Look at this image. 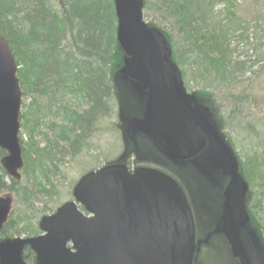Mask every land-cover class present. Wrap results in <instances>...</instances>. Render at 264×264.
Here are the masks:
<instances>
[{"label": "water", "instance_id": "obj_1", "mask_svg": "<svg viewBox=\"0 0 264 264\" xmlns=\"http://www.w3.org/2000/svg\"><path fill=\"white\" fill-rule=\"evenodd\" d=\"M112 1L116 42L124 55L120 73L143 103L142 115L129 121L131 136L142 134L162 142L170 161H189L193 147L205 146L206 141L214 146L207 153L208 169L198 158L189 161L207 180L209 171L228 178L219 220L207 239L221 234L239 264H258L242 234L249 221L248 187L236 157L209 110L186 93L165 37L143 21V0ZM16 73L14 58L0 36V150L5 153L0 167L10 180L19 182L23 161ZM72 198L40 218L38 236L0 240V264H26L25 248L34 254L35 264H192L191 209L170 177L149 169L129 173L124 165L111 163L84 175ZM12 205L10 194L0 196V230Z\"/></svg>", "mask_w": 264, "mask_h": 264}, {"label": "trees", "instance_id": "obj_2", "mask_svg": "<svg viewBox=\"0 0 264 264\" xmlns=\"http://www.w3.org/2000/svg\"><path fill=\"white\" fill-rule=\"evenodd\" d=\"M218 2L143 0V11L153 10L162 21H170L175 36L164 31L161 25H148L166 38L171 59L184 84L189 79L196 81L199 89L192 94L208 104L212 92H215L214 84L230 86L233 76L247 69L245 63L231 61L230 41L246 37L251 23L264 18V8L261 7L251 18L238 17L236 0H224V20L215 22L213 10ZM252 2L256 7L258 2L263 3L261 0ZM115 32L112 0H0V36L10 48L18 67L22 97L28 102L22 128L28 135V146L35 160L40 156L44 160L33 166V161L24 155L18 183L8 179L0 167V196L4 192L10 193L16 206L12 212L18 213L12 216L11 212L0 230V240L39 235L36 211L31 205L34 194L27 186V179L35 178L38 172L45 180L48 176L43 169L45 165H50L54 172L58 171L52 144L61 143L69 146V150L75 148L69 153L73 155L78 146H83L80 140L89 138L92 129L94 132L99 117H109L115 112L118 93L114 79L122 61ZM186 66L188 78L184 70ZM45 82L49 84L44 86ZM226 100L234 101L233 97ZM77 108L82 109L78 111L80 113L76 112ZM41 127L47 131L41 134L47 145L42 153L37 151L33 142L35 135L41 133ZM57 131L66 135H58ZM262 146L260 160L249 161V174H246L247 164L241 167L248 183L261 168V163L264 164V144ZM4 154L0 150V158ZM42 192L50 194L51 190L42 189ZM246 208L252 219V209ZM23 258L26 264L34 263V256L28 249Z\"/></svg>", "mask_w": 264, "mask_h": 264}, {"label": "rangeland", "instance_id": "obj_3", "mask_svg": "<svg viewBox=\"0 0 264 264\" xmlns=\"http://www.w3.org/2000/svg\"><path fill=\"white\" fill-rule=\"evenodd\" d=\"M223 1L219 0L213 10L212 19L215 22L224 20ZM261 1L263 3L258 2L256 7L252 0H236L237 16L244 18L255 16L253 12L259 11L260 7L264 8V0ZM143 21L146 24L161 25L160 27L164 31L175 36L170 21H162L160 15L154 13L153 10L143 11ZM229 51L231 61L245 63L247 69L244 73L234 75L232 81L229 82L230 86L225 87L214 84L212 88L215 92L211 91L213 95L209 104L204 99H196L200 105L209 110L217 126H219L227 144L236 157L240 175L243 177L241 171L242 165L244 164L245 166L247 164L245 169L246 174H249L250 160H260L259 155L264 144V18L257 23H251L246 37L230 41ZM120 66L117 77L114 79L118 93L115 112L110 113L109 117H106V115L101 118L99 117L94 126V132L91 127L90 130H92L89 133V138L86 139L85 137L84 140H80L83 146H78V151L72 153L73 155L69 153L74 151L75 148L69 150L68 146L65 147L61 143L52 144L51 149L55 147L56 167L58 171L55 169L56 172H54L51 170L50 165H45L43 169L46 170V175H48L45 180L38 172H36L35 178L30 177L27 179V186L31 188L30 191L34 194L31 205L36 211L37 222L41 217L48 215L56 208L71 202L75 185L90 171L100 169L105 163L124 165L125 155L124 152H121V146L134 145L136 135L134 137L131 136L129 121L142 115V113L138 114V112L139 107H143V103L139 102L131 83L123 80V75L120 73L123 61H121ZM184 70L188 78L189 72L187 66ZM184 87L189 94L199 89L198 83L191 79L184 84ZM228 97H233L234 101H227L226 98ZM244 100H246L245 103ZM27 104L28 102L24 101L22 97L18 138L22 159L25 155V158L33 161L34 166L39 160L42 162L44 160L41 159L42 156L37 158V161L35 160L28 146V135L22 128L25 122V106ZM79 106H83V104ZM81 110V108H77L76 112L80 113L78 111ZM40 131V134L35 135L33 142L36 145L37 151H41L42 153L47 145L45 138L41 134H46L47 131L44 127H41ZM56 134L66 135L65 132L58 131ZM143 140L138 138L139 146H144L145 142ZM167 148L166 146L162 147V154L165 157ZM154 151V154L161 158L160 162L163 164L161 153L155 149ZM261 164V168L252 177L251 182L248 183L243 177L249 193V197L246 195L245 205L247 203L248 207L252 209L254 217L251 219L248 216L249 221L247 226L242 229V234L247 238L250 250L258 264H264V164ZM153 165L158 167L168 166L169 168L171 166L170 164ZM190 166L193 169L188 167L182 171L180 167H174L172 169L173 173L170 172V176L168 177L179 185L191 209L194 223L195 248L192 264H238V261L230 255L228 244L223 235H211L207 239L219 220L222 194L228 178L225 175L216 177L218 180H216L217 184H220V188L216 191L217 197L214 192L207 193L203 190L201 186L206 184L197 179L198 177L195 175V172L199 174L198 171L192 165ZM183 180L187 185H185ZM24 181L25 179L23 178ZM5 182L7 185L9 184L7 180ZM49 184L52 188H49L51 187ZM42 189L45 191L51 190V193L45 194L42 192ZM7 193L4 192L2 195ZM15 208L16 206L13 203V209ZM17 214L16 211L12 212V216H17ZM33 261V264H35V258Z\"/></svg>", "mask_w": 264, "mask_h": 264}, {"label": "flooded vegetation", "instance_id": "obj_4", "mask_svg": "<svg viewBox=\"0 0 264 264\" xmlns=\"http://www.w3.org/2000/svg\"><path fill=\"white\" fill-rule=\"evenodd\" d=\"M138 138L144 139L143 140L145 142V144L143 143L144 146H139ZM208 145H209L208 141H206L205 146H194L192 150H195V152H194V155L189 159V161L198 158L197 160L200 161V163H202L203 165L207 166V169H208V164L206 162L207 161V153H212L211 149H213V147H214V146H208ZM162 147H163L162 142H157V141H154L151 138L146 137L142 134H137L135 139H134V145H132V146L131 145L121 146V152L122 153L124 152V155H125V159H124L123 163L126 166V168L128 169V171H130V172H133L137 169H151V170L159 171V172H161L167 176H170L169 175L170 172L173 173L172 169L174 167H180L181 171L185 170L188 167L192 168L190 166L191 164L187 160H175V161L168 160L162 154ZM154 149L161 153L162 158H163L162 159L163 164H170L172 167L171 166H170V168L168 166L158 167V166L153 165V164L163 165L160 162L161 158L158 155L154 154V152H155ZM208 161H209V158H208ZM163 168H166V169H163ZM209 174H210V178H209V180H207L195 172V175L198 177V178L197 177L196 178L200 179L204 184H206L204 186H201L203 188V190H205L207 193L214 192L216 194V191H218L217 189L220 188V184L219 183L217 184V182H216V180H217L216 177H221L222 175L219 172H212V171H209ZM183 182H184V180H183ZM185 185H187V184L185 183ZM216 195L218 197V194H216ZM246 205H247V203H246Z\"/></svg>", "mask_w": 264, "mask_h": 264}, {"label": "bare ground", "instance_id": "obj_5", "mask_svg": "<svg viewBox=\"0 0 264 264\" xmlns=\"http://www.w3.org/2000/svg\"><path fill=\"white\" fill-rule=\"evenodd\" d=\"M48 84H49V82H45L44 83V86H47ZM210 215H212V213Z\"/></svg>", "mask_w": 264, "mask_h": 264}]
</instances>
